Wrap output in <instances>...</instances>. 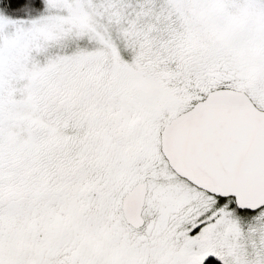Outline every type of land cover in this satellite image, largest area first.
<instances>
[{
  "label": "snow or ice",
  "instance_id": "obj_1",
  "mask_svg": "<svg viewBox=\"0 0 264 264\" xmlns=\"http://www.w3.org/2000/svg\"><path fill=\"white\" fill-rule=\"evenodd\" d=\"M0 264H264V0H0Z\"/></svg>",
  "mask_w": 264,
  "mask_h": 264
}]
</instances>
